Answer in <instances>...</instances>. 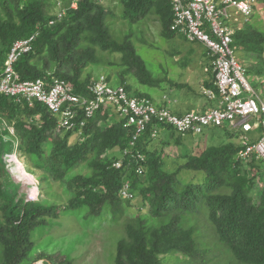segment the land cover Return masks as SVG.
I'll use <instances>...</instances> for the list:
<instances>
[{
    "label": "trees",
    "instance_id": "obj_1",
    "mask_svg": "<svg viewBox=\"0 0 264 264\" xmlns=\"http://www.w3.org/2000/svg\"><path fill=\"white\" fill-rule=\"evenodd\" d=\"M63 1L67 4L66 14L51 24L56 18L53 0H0V77L13 43L39 32L34 49L16 63L23 80L47 77L53 72L67 80L78 94L87 95L88 85L96 76L91 72L85 75L86 68L105 65L102 54L109 52L121 54L122 65L132 70L141 83L158 84L131 40L126 37L120 41L113 36L107 24L109 10L99 0H78L76 8L72 7L73 0ZM111 1L121 3L125 16L132 19L154 14L162 23L163 34L175 35L169 0ZM233 46L241 62L243 54L264 60V31L249 21L234 35ZM252 71L261 73L262 69L250 67ZM210 73L212 81L207 87L217 90L214 73ZM118 77L120 84L133 91L127 77L121 73ZM108 110L98 111L82 130H66L59 127L58 118L43 103L30 106L0 93V155L4 137L11 134L10 123L29 162L42 172L44 180L63 183L70 196L67 205L18 199L16 193L3 188L1 180L0 264H33L42 259L46 264H72L68 254L59 257L48 251L35 253V231L49 219L69 211L84 212L90 222H118L133 203L120 194L125 181L130 182L136 198H142L151 218L140 213L126 217L114 264H161L162 256L171 253L201 258L198 263L203 264L204 251L197 240L199 221L213 229L235 264H264V187L258 202L253 196L257 182H264V163L255 157H238L242 145L236 134L224 129L228 141L206 146L194 155L185 153L187 161L179 171L203 172L205 179L184 184L179 171L167 169L163 148H149L150 142L157 139L152 138L151 126L136 141V149L145 160L134 159L128 169L125 165L114 166L123 149L130 146L135 128L126 126V120L116 115L109 123ZM74 134L79 137L71 141ZM163 134L165 141L176 135L178 145L185 136L170 129ZM139 165L144 167L142 174ZM1 170L0 164V177ZM194 216L196 224L192 223Z\"/></svg>",
    "mask_w": 264,
    "mask_h": 264
},
{
    "label": "rangeland",
    "instance_id": "obj_2",
    "mask_svg": "<svg viewBox=\"0 0 264 264\" xmlns=\"http://www.w3.org/2000/svg\"><path fill=\"white\" fill-rule=\"evenodd\" d=\"M99 2L109 10L107 24L113 36L120 41L128 37L153 77L159 82L153 86L141 83L132 70L130 71L127 66L122 65L121 54L109 52L102 54L107 62L105 65L89 66L85 70V75L90 72L94 76L105 74L111 78L114 85H119L118 74L121 73V76L127 77L133 84L132 93L136 91L146 93L157 103L170 100L172 102L175 99L179 104L190 102L193 99H197V103H202L205 94L203 92L204 95L201 92L195 94V91L200 87L198 76L201 69L196 68L192 76L188 72L191 66H198L201 63L202 52L200 45L196 44L197 42L190 43L175 35L165 36L162 23L152 13L146 17L132 19L130 16H125V7L118 1L102 0ZM53 3L54 14L58 11L59 3L62 10L67 8V4L63 0H53ZM251 24L264 31V2L262 0H258L255 5ZM189 48L196 49V52L191 56L185 52ZM242 57V63L248 71L250 67L262 69L261 73L258 71L249 72L248 77L253 87L264 99V60L257 59L250 54H243ZM175 84L179 86L175 87ZM256 84L259 85L258 88ZM112 122L113 116L109 123ZM103 125L106 124L103 123ZM8 128L11 134L4 137L5 143L0 155L2 167L0 181H3V188L9 193H16L18 199L67 205L70 196L65 185L54 180H44L42 172L21 152L15 127L8 123ZM78 137V134H74L70 139L75 141ZM163 137L164 134H161L150 142L149 148H163L162 153L167 162V169L170 171H179L180 167L186 163L185 153L194 155L206 146L220 145L228 141V134L223 128L208 130L200 135H185L180 145L175 142L176 135L166 139L167 141ZM115 154L119 155L118 152ZM121 156L120 153L119 157ZM179 174L184 184L191 181L201 183L205 179L203 172L183 169L179 171ZM263 187L264 182L260 179L253 190L256 202L259 200ZM132 201L133 203L127 206L125 218L122 217L118 222L110 219H98L90 222L82 211H69L60 218L49 219L48 223L41 226L33 235L36 244L35 253L48 251L59 257L62 256V253L68 254L72 264H114L117 242L123 235L126 217L131 213H140L151 218L149 209L141 197L137 196L136 198L135 196ZM195 217L192 220L193 224H196ZM202 222L199 221L197 240L199 248L204 251L205 261L203 260V264H235L234 261H231V256L227 254L224 246L218 241L213 229L210 226H205ZM39 262L46 264L43 259ZM198 262H202L201 258L189 259L183 254L171 253L162 256L161 264H199Z\"/></svg>",
    "mask_w": 264,
    "mask_h": 264
},
{
    "label": "built area",
    "instance_id": "obj_3",
    "mask_svg": "<svg viewBox=\"0 0 264 264\" xmlns=\"http://www.w3.org/2000/svg\"><path fill=\"white\" fill-rule=\"evenodd\" d=\"M169 1L174 16L171 30L190 42L204 45L211 58L212 68L207 70L214 73L217 90L202 88L215 103L210 109L178 114L168 105L132 93L125 85H114L105 74L92 78L87 95L78 94L67 80L53 72L47 77L23 80L16 63L34 49L39 32L18 39L11 46L0 77V93L30 106L43 103L58 118L59 127L66 130H82L88 119L108 108L111 118L116 115L126 120V126L135 128L130 146L123 149L114 163L117 168L125 165L128 169L134 159L145 160L136 149V141L149 126L152 138L168 129L183 135H200L211 127L226 128L237 135L242 145L240 159L255 157L264 163V99L249 81V71L233 46L234 35L251 20L258 0ZM59 5L51 24L66 14ZM77 6L78 0H73L72 7ZM143 171L144 167L139 165L138 172ZM120 194L125 199L135 198L129 181L123 183Z\"/></svg>",
    "mask_w": 264,
    "mask_h": 264
},
{
    "label": "crops",
    "instance_id": "obj_4",
    "mask_svg": "<svg viewBox=\"0 0 264 264\" xmlns=\"http://www.w3.org/2000/svg\"><path fill=\"white\" fill-rule=\"evenodd\" d=\"M175 36H178V37L188 41L184 36H182L180 34L175 33ZM188 42H190V41H188ZM190 43H192V42H190ZM193 43H196V42H193ZM196 44L200 45V51L202 52L201 63H199L198 66H191L189 68L188 72H189L190 76H192L194 74V72L196 71V68H200L201 69L200 70V75L198 76V81L200 82V87H199V89H197L195 91V94H198L200 92L202 93L203 92L202 88L204 86L207 87V83L212 81L211 80V73H210L211 70H207V69H211L212 68V64H211V58L208 55L207 50L204 47V45H202L199 42H197ZM185 52H188V54L191 56L192 53L196 52V49L189 48L188 50H185ZM177 59H178V57H177ZM202 67H203V70H202ZM175 85H176L175 87L179 86L177 84H175ZM204 96H205V98L202 101V103H197V101H196L197 99H193L190 102L187 101V102H182V103L179 104L178 100L175 99V101H172L174 103H172L171 100H170V101H162L161 103H158V104L162 105L164 103H167V105L170 106V108L173 111H175L176 113H178V114L179 113H186L188 111H206V110L210 109L211 107H213L215 105V103L213 101H209V99H208V97L206 95H204ZM219 128L220 127H211L208 130H218ZM223 129H226V128H223Z\"/></svg>",
    "mask_w": 264,
    "mask_h": 264
},
{
    "label": "water",
    "instance_id": "obj_5",
    "mask_svg": "<svg viewBox=\"0 0 264 264\" xmlns=\"http://www.w3.org/2000/svg\"><path fill=\"white\" fill-rule=\"evenodd\" d=\"M33 264H42L41 262H35V263H33Z\"/></svg>",
    "mask_w": 264,
    "mask_h": 264
}]
</instances>
